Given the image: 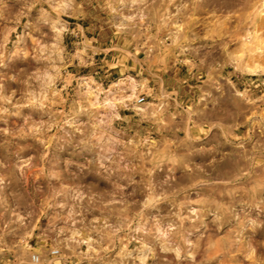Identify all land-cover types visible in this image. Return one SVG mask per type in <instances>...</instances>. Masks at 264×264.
<instances>
[{"label": "rangeland", "instance_id": "rangeland-1", "mask_svg": "<svg viewBox=\"0 0 264 264\" xmlns=\"http://www.w3.org/2000/svg\"><path fill=\"white\" fill-rule=\"evenodd\" d=\"M0 264H264V0H0Z\"/></svg>", "mask_w": 264, "mask_h": 264}, {"label": "built area", "instance_id": "built-area-1", "mask_svg": "<svg viewBox=\"0 0 264 264\" xmlns=\"http://www.w3.org/2000/svg\"><path fill=\"white\" fill-rule=\"evenodd\" d=\"M144 99H145V98L142 97V98H140V99L138 100V102H139V103H140V102H143ZM52 253H53V254H57L58 252H57V251H53ZM32 261L35 262V263L39 262V256L36 255V254L32 255Z\"/></svg>", "mask_w": 264, "mask_h": 264}, {"label": "bare ground", "instance_id": "bare-ground-1", "mask_svg": "<svg viewBox=\"0 0 264 264\" xmlns=\"http://www.w3.org/2000/svg\"><path fill=\"white\" fill-rule=\"evenodd\" d=\"M249 69V68H248Z\"/></svg>", "mask_w": 264, "mask_h": 264}]
</instances>
